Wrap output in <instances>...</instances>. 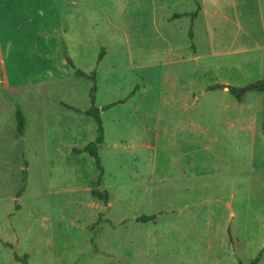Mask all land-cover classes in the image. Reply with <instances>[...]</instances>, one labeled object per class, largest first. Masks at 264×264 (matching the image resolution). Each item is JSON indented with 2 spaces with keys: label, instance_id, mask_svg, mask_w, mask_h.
I'll return each mask as SVG.
<instances>
[{
  "label": "rangeland",
  "instance_id": "1",
  "mask_svg": "<svg viewBox=\"0 0 264 264\" xmlns=\"http://www.w3.org/2000/svg\"><path fill=\"white\" fill-rule=\"evenodd\" d=\"M19 14L0 94L25 126L0 123V264H103L111 229L97 222L150 218L180 245L173 264L263 254L264 94L209 87L264 79V0H19ZM76 70L96 74L100 183L83 152L97 126L62 105L92 106Z\"/></svg>",
  "mask_w": 264,
  "mask_h": 264
},
{
  "label": "crops",
  "instance_id": "2",
  "mask_svg": "<svg viewBox=\"0 0 264 264\" xmlns=\"http://www.w3.org/2000/svg\"><path fill=\"white\" fill-rule=\"evenodd\" d=\"M19 29V0H0L1 91L4 88V77L7 76L5 74V69L2 67L3 57L5 54L7 56V49L12 47L10 51L12 52L15 50L13 49V46L16 47V45L19 44ZM66 59L67 58H65V62ZM12 105L13 103L8 99L7 96L0 94V123L5 125V127L7 126L6 120L9 119L8 121H10L12 115H14L15 118L16 108L14 106V109L12 110ZM62 105L67 109L70 107L64 104ZM70 110L71 109L68 111ZM15 126H17V122L15 123ZM252 192L254 197L253 199L255 200L254 207L257 210V213L260 214L264 200V176H258L257 178L253 177ZM137 220L118 221L113 223H96H99V225L103 227H107L109 230L111 229L112 232H108V242L110 245L106 250L102 251V259L104 261L103 264H173V258L180 256L181 247L178 242H167V235H170L172 230H157L161 229V227L158 226L156 221H152L151 218L146 221ZM148 225H151L152 227L150 230L147 228ZM259 226L260 229H264V223H262V225L260 224ZM113 233H115V235ZM98 251L96 252L97 256L99 254ZM262 252V255H258L256 257L258 258V261L255 264H260L262 257H264V246L262 248Z\"/></svg>",
  "mask_w": 264,
  "mask_h": 264
},
{
  "label": "trees",
  "instance_id": "3",
  "mask_svg": "<svg viewBox=\"0 0 264 264\" xmlns=\"http://www.w3.org/2000/svg\"><path fill=\"white\" fill-rule=\"evenodd\" d=\"M198 9L192 14L191 16V19L193 20L196 16H197V12ZM186 14H176L175 17L177 18H181L183 16H185ZM188 36L189 38H192V33L191 31L188 32ZM102 56L100 55L99 56V60H101ZM66 62L69 66L73 67V64L71 62L70 59H66ZM75 74L79 77H82V78H86V79H89L93 82V86L90 88V102L92 104L91 108L89 110H86V111H80L76 108H73V107H68L69 109H71L72 111H74L75 113L77 114H82V115H85V116H88V117H91L96 126H97V135L95 137V139L88 143L84 148H83V152H86L88 153V155L90 157L93 158L94 160V164H95V167L97 169V171L99 172L98 174V182L97 183H100L101 180H102V175H103V167L101 166L100 164V158H99V154H98V146L100 144L103 143L104 141V133H103V128H102V122H101V118H100V114H99V111L98 109L95 108L94 106V103H95V91H96V74L93 73V74H90V75H87L85 74L84 72L80 71V70H76L75 71ZM216 89H219V90H223L225 89L237 102L241 103L243 101V98L246 94H249V93H263L264 94V79H261L255 83H252V84H248L244 87H232V86H228V85H224V84H216L214 86H210L209 87V90L210 91H213V90H216ZM138 90L137 87L134 88L133 91H131L129 94H128V97L127 98H130L134 95V92ZM11 101H13L11 99ZM125 100H121V101H118L116 104H122L124 103ZM15 108H16V112H15V118H16V122H17V126H16V136L19 137V138H22L23 137V134H24V126H25V120H24V117L18 107L17 104L13 103ZM113 105H107L105 106V108H103L104 110L105 109H108L110 107H112ZM263 106H264V98H263ZM23 175H24V179L25 180V177H26V171H23ZM24 188L25 186H22L20 188V190L18 191L17 193V197H19L22 192L24 191ZM91 195L95 198H97L98 200L102 201L104 204H106L108 202V195L106 192H98L96 190H92L91 191ZM144 219H148V218H144ZM13 257L15 259V261L21 263V264H27V255L24 254L23 256L19 257L17 256L15 253L13 254ZM258 261V258H255L253 260H251L248 264H255L256 262ZM238 264H242L241 262H238Z\"/></svg>",
  "mask_w": 264,
  "mask_h": 264
}]
</instances>
